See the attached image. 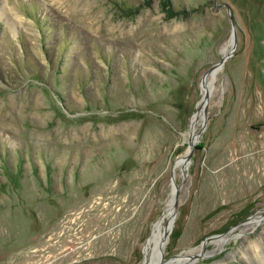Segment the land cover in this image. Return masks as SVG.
<instances>
[{
	"label": "rangeland",
	"instance_id": "rangeland-1",
	"mask_svg": "<svg viewBox=\"0 0 264 264\" xmlns=\"http://www.w3.org/2000/svg\"><path fill=\"white\" fill-rule=\"evenodd\" d=\"M177 256L264 264V0H0V264Z\"/></svg>",
	"mask_w": 264,
	"mask_h": 264
},
{
	"label": "water",
	"instance_id": "water-1",
	"mask_svg": "<svg viewBox=\"0 0 264 264\" xmlns=\"http://www.w3.org/2000/svg\"><path fill=\"white\" fill-rule=\"evenodd\" d=\"M235 45H236V37L234 35V36H232V39H231V50L229 51L228 54L223 55L219 62H217L216 64L212 65L207 71H205V73L203 74L202 79H201V85H203L205 83V80H206L208 75H211L214 71L218 70L221 67V65L225 62V60L228 58V56L232 53L233 49L235 48ZM209 95H210V92L206 91L203 94V98L201 100V107H202V113H203V117H202L203 124L205 123V111H206V105H207V101H208ZM193 137L195 138V136H193ZM193 137H192V139H193ZM196 137H197V134H196ZM188 145H189V149H188L186 155L184 156V161H183L184 163L182 165V173H183V169H184L186 163L189 162V160H190V157H191V154H192V151H193V148H194V143L193 142H189ZM172 185L173 186H172V192H171V196H172L171 211L169 213V216H168L166 222L164 223L163 237H162V242H161V246L162 247L167 242L168 234L170 233L171 228L173 226V221H174V217H175V211H176V207H177V198H178L180 185H176L174 182H173ZM250 218H252V216L246 217L245 219L239 221L232 228H236V227L244 224ZM225 234H227V232L226 233H222V234H218V235L209 236V237L204 239V242L202 244L204 245V244H206V243H208L210 241H213L214 239H216V238H218L220 236H223ZM148 240H149V237L146 239L145 244L148 242ZM163 253H164V251L162 249L161 250V258L162 259H164ZM143 255H144V261H145L146 254H145L144 248H143Z\"/></svg>",
	"mask_w": 264,
	"mask_h": 264
},
{
	"label": "bare ground",
	"instance_id": "bare-ground-1",
	"mask_svg": "<svg viewBox=\"0 0 264 264\" xmlns=\"http://www.w3.org/2000/svg\"><path fill=\"white\" fill-rule=\"evenodd\" d=\"M218 70H219V69H218ZM218 70H216V71H214V72L212 73V79H211V81L209 82L208 88H207V90H206L207 92H211L212 83H213V80H215V76H216ZM208 76H209V75H208ZM208 76H207V78H206V80H205V83L203 84L204 86L207 84ZM201 110H202V107H201L200 110L196 111V112L193 114L192 118H191V125H192V122H193V127H194V128H195V122H194V121L197 119V115L201 112ZM191 125H190V126H191ZM195 130H196V128H195V129L193 130V132H192V135L195 136V138H194L193 136H191V140L189 141V142H193L194 144L197 142V139H198V138L196 137V132H195ZM192 137H193V139H192ZM188 149H189V145H188L187 151H188ZM187 151L185 152L184 156L186 155ZM182 156H183V155H182ZM182 156H181L180 158H178V159L175 161L173 171H175L176 166L178 165V163H181V162L184 163V162H183V161H184V156H183V157H182ZM173 175H174V173H173ZM173 177H174V176H173ZM170 198H171V200H170V206H171V204H172V196H171V195H170ZM170 211H171V208H170ZM169 213H170V212H169ZM163 217H164V214L159 218L158 222H162L163 219H164ZM167 217H168V215H167ZM254 222H255V220L249 222V224H250V225H253ZM250 225H246L245 227H249ZM245 229H246V228H245ZM227 234H228V233H227ZM227 234H225V235H227ZM164 247H165V244H164L163 247H162V246H161V243H160V245H158L157 248H156V253H155V255L153 256V258H156L157 256H160V255H161V250L163 249V251H164ZM180 258H181V256H177V257H175V258L169 260L168 263L171 264V263H172L171 261H173V260H175V259H180ZM158 263H159V259L155 261V264H158ZM151 264H154V261H153V263H151Z\"/></svg>",
	"mask_w": 264,
	"mask_h": 264
}]
</instances>
